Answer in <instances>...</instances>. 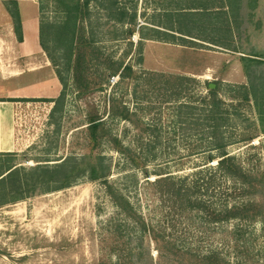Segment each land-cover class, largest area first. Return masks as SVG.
Returning <instances> with one entry per match:
<instances>
[{
    "label": "rangeland",
    "instance_id": "rangeland-1",
    "mask_svg": "<svg viewBox=\"0 0 264 264\" xmlns=\"http://www.w3.org/2000/svg\"><path fill=\"white\" fill-rule=\"evenodd\" d=\"M85 1L87 18L66 33L63 6L42 3L44 55L32 64L47 65L48 97L15 105L17 150L0 153V176L20 170L11 194L0 185V264H264V65L249 76L241 60L264 52V0L252 16L245 3L231 33L221 15L203 36L167 29L180 5L203 0ZM91 117L104 121L94 151ZM226 153L245 179L218 170ZM67 157L107 178L46 192L44 165Z\"/></svg>",
    "mask_w": 264,
    "mask_h": 264
},
{
    "label": "trees",
    "instance_id": "trees-1",
    "mask_svg": "<svg viewBox=\"0 0 264 264\" xmlns=\"http://www.w3.org/2000/svg\"><path fill=\"white\" fill-rule=\"evenodd\" d=\"M60 5L63 6L65 9V12L67 14V23L63 27H60V29H63V31H69L71 26H75L77 23L76 21L78 19H84L87 18V9L89 5V1H85L81 3V0H70L67 2L66 0H57ZM183 1V0H181ZM186 1V0H184ZM183 1V2H184ZM182 3V2H181ZM247 3L252 8L251 13H249V16H252L253 10H257L259 6V0H203L200 5L197 4H187L186 5H180V7H184L181 9V11H188L189 12H181L178 11L175 13L177 15L176 17V24H167V29L171 32H175L184 36H188L189 34H193L194 31H197L198 33L203 32V34L207 31H216L217 27V20H219L218 16L226 17V20H224V23L227 24L228 28L227 32L231 33L232 27L234 25L239 24V21L237 19L239 12L243 10L244 4ZM218 10V11H217ZM180 12V13H179ZM215 12H222V13H215ZM119 20H125L128 17V11L124 10L120 12ZM168 19L171 21L174 18V15H167ZM197 17H200L199 19H195ZM136 20V15L131 16V21L134 22ZM74 22V24L72 23ZM204 25V27H203ZM208 25V28L206 27ZM209 29V30H208ZM43 30V26L41 25V32ZM16 31L19 34L20 37V28L17 26ZM141 33V29L139 30ZM157 34H160V30L154 31ZM133 33V31H132ZM216 33V32H214ZM170 34V33H169ZM171 38H174L176 36L175 34L168 35ZM209 37V36H208ZM21 38V37H20ZM183 39V38H182ZM206 40H210L211 44L213 45H219V46H226L227 49H229V45H226L225 43H222L221 41H217L216 39H209L206 38ZM41 44L44 47V42L41 39ZM73 44V43H72ZM221 44V45H220ZM73 50V48H71ZM235 52H238L237 50H233ZM85 55L83 53H80V56H77V64L76 67V74H77V81L79 79V75L82 74V65L83 62H85ZM243 67L245 72L250 76L252 71V67L250 63H256L257 65H264V52H255L253 54H248V57H242L241 58ZM127 67L123 70V73L126 71ZM122 73V75H123ZM254 82L252 83V85ZM67 87V84H66ZM209 90L213 93L215 90H213L209 86ZM61 93L60 97L57 99L56 103L61 102L63 99H65L66 93ZM214 96V95H213ZM251 97V94L249 92L246 93L245 98L249 99ZM63 98V99H62ZM12 102H15L16 100H11ZM214 105H219L218 102L214 101ZM56 109V108H55ZM104 128V121H102L101 118L97 117H91L89 119V126H88V133L90 137V142L92 144V151L96 150L100 144V139L103 138L102 130ZM87 159H90L89 157H83L81 160L79 159H72L70 157H67L64 161L53 165H44L46 166L44 170L43 176V185L46 188V192L51 191H60L66 188L71 187L75 182L77 183V179L81 178L83 176L88 175L89 179L92 181H98V180H105L107 178L106 175V169L101 167V165L93 164L92 162L87 163L82 162L86 161ZM80 161V162H77ZM87 164L90 166L87 169ZM41 166V165H38ZM218 170H220L225 177L229 178H241L245 179V176L243 174V171L237 166V164L234 161V158L231 156H228V154H224L223 159L219 162ZM37 168V167H36ZM11 171V170H10ZM8 171V175L4 177V174L0 176V185H2L5 188V191L7 193L6 196L11 194V192L7 189L9 188V185H15L18 184V180H14L15 176L17 175L20 170L16 168L15 170H12L11 172ZM164 181V180H163ZM107 182V181H105ZM27 186V183H25ZM24 183L20 185V188L23 187ZM35 185H33L34 187ZM172 187L175 188L176 185L172 183ZM184 188H178L177 191H175L173 194L178 198H184L185 196H188L187 194L183 193ZM13 192V191H12ZM168 192H171L169 190ZM112 195V193H111ZM112 197L117 200L116 194L113 192ZM175 197V198H176ZM6 201L2 199V202ZM8 201V200H7ZM6 201V202H7ZM118 207L127 215V217H133V208L131 207L130 203L126 201V204H118ZM233 216V215H230ZM146 231V229H145ZM155 234V233H154ZM155 240H157L156 237H154Z\"/></svg>",
    "mask_w": 264,
    "mask_h": 264
},
{
    "label": "crops",
    "instance_id": "crops-1",
    "mask_svg": "<svg viewBox=\"0 0 264 264\" xmlns=\"http://www.w3.org/2000/svg\"><path fill=\"white\" fill-rule=\"evenodd\" d=\"M42 3L43 0H0V153L17 150L15 105L21 100L48 97L47 65L32 64L44 55Z\"/></svg>",
    "mask_w": 264,
    "mask_h": 264
},
{
    "label": "water",
    "instance_id": "water-1",
    "mask_svg": "<svg viewBox=\"0 0 264 264\" xmlns=\"http://www.w3.org/2000/svg\"><path fill=\"white\" fill-rule=\"evenodd\" d=\"M213 88V86H211Z\"/></svg>",
    "mask_w": 264,
    "mask_h": 264
}]
</instances>
